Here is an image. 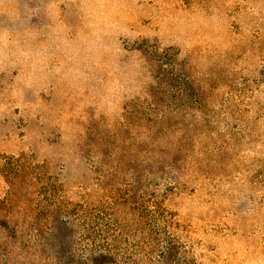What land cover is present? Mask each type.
I'll list each match as a JSON object with an SVG mask.
<instances>
[{
	"label": "rangeland",
	"instance_id": "rangeland-1",
	"mask_svg": "<svg viewBox=\"0 0 264 264\" xmlns=\"http://www.w3.org/2000/svg\"><path fill=\"white\" fill-rule=\"evenodd\" d=\"M0 264H264V0H0Z\"/></svg>",
	"mask_w": 264,
	"mask_h": 264
}]
</instances>
